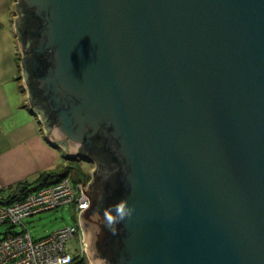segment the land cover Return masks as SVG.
Segmentation results:
<instances>
[{
    "label": "water",
    "instance_id": "1",
    "mask_svg": "<svg viewBox=\"0 0 264 264\" xmlns=\"http://www.w3.org/2000/svg\"><path fill=\"white\" fill-rule=\"evenodd\" d=\"M17 9L30 108L68 160H99L94 262L264 264V0ZM121 199L133 213L108 226Z\"/></svg>",
    "mask_w": 264,
    "mask_h": 264
},
{
    "label": "crops",
    "instance_id": "2",
    "mask_svg": "<svg viewBox=\"0 0 264 264\" xmlns=\"http://www.w3.org/2000/svg\"><path fill=\"white\" fill-rule=\"evenodd\" d=\"M18 17L17 0H0V187L5 198L19 183H32L69 161L63 145L50 139L28 104Z\"/></svg>",
    "mask_w": 264,
    "mask_h": 264
},
{
    "label": "built area",
    "instance_id": "3",
    "mask_svg": "<svg viewBox=\"0 0 264 264\" xmlns=\"http://www.w3.org/2000/svg\"><path fill=\"white\" fill-rule=\"evenodd\" d=\"M18 52L23 60L21 49ZM24 76L26 88V74ZM35 114L44 121L40 113ZM92 178L93 172L88 181H74L69 174L29 192L22 199L14 200L5 198L4 189L0 187V225H11L18 229L0 238V264H89L86 237L80 232L79 224L81 213L90 204L85 192ZM67 205L74 207L75 223L58 228L47 237L34 239L25 219ZM75 237L78 247L77 253L73 254L69 244Z\"/></svg>",
    "mask_w": 264,
    "mask_h": 264
},
{
    "label": "rangeland",
    "instance_id": "4",
    "mask_svg": "<svg viewBox=\"0 0 264 264\" xmlns=\"http://www.w3.org/2000/svg\"><path fill=\"white\" fill-rule=\"evenodd\" d=\"M26 94L28 99L29 95L27 90ZM43 126L47 129V124L45 121H43ZM61 145H63L65 151H67L66 146L64 144ZM80 164L85 171L90 172L91 174L94 171V167L96 166L90 164L88 161L83 160L80 162ZM72 175L73 174H71V176ZM25 223L29 231L33 235L34 239H41L47 237L58 228L75 223V210L72 205L63 206L58 209L45 211L38 215L28 217L25 219ZM8 228V225H0V237H2L8 231ZM77 247L78 242L75 237L71 240V243L69 244L70 251L73 254L77 253ZM87 262H89V264H96L90 253H88Z\"/></svg>",
    "mask_w": 264,
    "mask_h": 264
},
{
    "label": "trees",
    "instance_id": "5",
    "mask_svg": "<svg viewBox=\"0 0 264 264\" xmlns=\"http://www.w3.org/2000/svg\"><path fill=\"white\" fill-rule=\"evenodd\" d=\"M69 174L70 175L73 174L72 178L74 179V181H79V180L88 181L91 179V173L85 171L82 168L81 164L77 161V159H70L68 161V164L62 167L61 169H52L47 172H44L40 174L38 178L32 183H28V182L19 183L17 187L12 191L9 198L12 200L22 199L29 192L37 190L43 186L52 184L54 182H57L61 180V178ZM8 226H9L8 231L3 236H6L10 232L18 231L16 227L11 226V225H8Z\"/></svg>",
    "mask_w": 264,
    "mask_h": 264
},
{
    "label": "clouds",
    "instance_id": "6",
    "mask_svg": "<svg viewBox=\"0 0 264 264\" xmlns=\"http://www.w3.org/2000/svg\"><path fill=\"white\" fill-rule=\"evenodd\" d=\"M113 213L118 214V217ZM132 213V206H130L126 200L121 199L116 202V204L112 207L111 210L104 211L103 219L110 226L117 225L126 217H130Z\"/></svg>",
    "mask_w": 264,
    "mask_h": 264
},
{
    "label": "flooded vegetation",
    "instance_id": "7",
    "mask_svg": "<svg viewBox=\"0 0 264 264\" xmlns=\"http://www.w3.org/2000/svg\"><path fill=\"white\" fill-rule=\"evenodd\" d=\"M72 159H77V161L80 163L82 160H80V157H79V155H76V156H74ZM94 160V162H89L90 164H92V165H96L95 167H94V173L98 170V168H99V166H98V164H99V160H98V158H95V159H93ZM100 191L99 190H97L96 189V186H94V185H92V186H90V194L91 195H93V196H95L96 194H98ZM98 196V195H97ZM102 195H100V197L98 196V199H97V201H98V204L96 205V209L95 210H97L99 207H100V202L102 201ZM91 204V205H90ZM89 204V206L88 207H91L92 205H94L93 203H90ZM109 226V225H108ZM79 229H80V232H82V234H84L85 235V237H86V242H87V250H88V253H90V246H89V238H88V236H87V233H86V231L84 230V227L81 225V222H80V224H79ZM91 254V253H90Z\"/></svg>",
    "mask_w": 264,
    "mask_h": 264
}]
</instances>
